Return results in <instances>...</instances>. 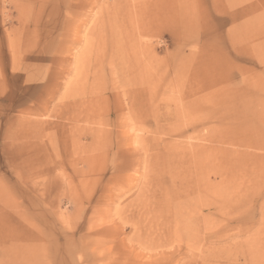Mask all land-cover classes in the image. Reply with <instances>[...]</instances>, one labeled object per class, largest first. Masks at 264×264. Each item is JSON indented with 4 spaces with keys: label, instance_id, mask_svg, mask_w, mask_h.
Instances as JSON below:
<instances>
[{
    "label": "rangeland",
    "instance_id": "obj_1",
    "mask_svg": "<svg viewBox=\"0 0 264 264\" xmlns=\"http://www.w3.org/2000/svg\"><path fill=\"white\" fill-rule=\"evenodd\" d=\"M0 264H264V0H0Z\"/></svg>",
    "mask_w": 264,
    "mask_h": 264
}]
</instances>
